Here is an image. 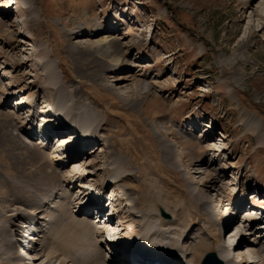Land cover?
Segmentation results:
<instances>
[{"label": "rangeland", "instance_id": "obj_1", "mask_svg": "<svg viewBox=\"0 0 264 264\" xmlns=\"http://www.w3.org/2000/svg\"><path fill=\"white\" fill-rule=\"evenodd\" d=\"M25 2L0 0V77L5 73L0 78L1 226L11 221L8 199L16 201L21 193L19 185L15 186L19 178L6 165L11 159L4 158L26 152L24 140L28 134L34 142L46 140L45 134L62 122L54 110L60 103L63 109L72 104L74 108L80 106L81 113L88 106L101 109L94 111L105 117L99 133L114 138L113 145L132 168L120 186L136 197L162 239L179 242L194 253L193 262L201 264L209 251L217 249L214 243L220 235L218 225L225 216L235 219L233 226H247L261 234L256 232L259 223L252 220L264 209V0ZM115 24L125 57L99 76L111 84L108 87L94 78L101 67L94 62L93 54L110 61L115 57L109 51L89 48L105 35L94 34L96 28L106 30ZM85 29L90 31L87 36L73 37L74 32ZM127 73H133L131 80L119 79ZM11 76L12 82L8 78ZM138 80L143 82L142 88L137 87ZM19 86L23 92H18ZM33 95L36 101L29 107ZM139 101L140 109L132 106ZM8 109L16 111L17 118L6 112ZM62 133L42 144L52 151L54 167L60 164L65 151L62 137L68 133ZM167 143L173 147L170 149ZM80 146L82 150L85 145ZM92 148L91 157L84 153L76 162L63 159L66 175H82L81 182L63 186L74 190V195L85 191L79 183L92 189L111 170L107 143ZM170 153L176 161L169 159ZM24 162L28 176L39 171L38 164L32 166L35 160ZM193 183L198 185L203 200L217 209L215 220L205 217L203 206L189 191ZM118 189L108 187L110 199H115L123 211L124 224L117 230L123 228L122 233L132 237L143 231L145 222L129 207L130 201L117 199ZM81 198L89 200V196ZM78 202L73 209L79 208ZM99 206L93 204V211L85 218L98 216ZM17 207L21 213L27 212L26 219H32L28 207L18 202L11 206ZM110 211L107 207L101 215L117 225ZM41 215L44 220L38 221L43 224H50L56 216L47 212ZM21 218L12 222L13 236L7 234L2 240L0 231V255L8 262L5 264L23 263L15 258L16 245L10 239H15L18 227H22ZM161 222L166 225L162 227ZM242 234L236 235L238 241ZM243 237L249 242L256 236L246 232ZM104 246L107 251L109 242ZM37 248L41 251V245ZM37 252L33 254L41 255ZM47 254L32 263L46 264ZM113 254H107L111 262ZM50 261L48 264L60 262Z\"/></svg>", "mask_w": 264, "mask_h": 264}, {"label": "bare ground", "instance_id": "obj_2", "mask_svg": "<svg viewBox=\"0 0 264 264\" xmlns=\"http://www.w3.org/2000/svg\"><path fill=\"white\" fill-rule=\"evenodd\" d=\"M25 3L28 4L29 0H26ZM116 28L119 29L118 25L116 24L111 25L106 30L102 27L96 28L93 31L94 34L105 33V35L103 36V38L91 43L92 46L89 48V49H93L94 52L98 50L109 51L110 55L115 57L113 60L110 61L103 56L93 54L94 62L101 67V73L98 76H95L94 78L97 79L101 85H105L108 87L111 86V84H109L106 79L99 78V76H102V74L105 73L106 71H111L113 66L116 65L118 66V64L125 57L124 45H122L121 38L115 34L117 30ZM74 33L75 35L73 37L78 38V37L87 36L90 33V31L88 29L87 30L85 29ZM76 50L77 49L74 47L72 52L75 53ZM48 68H50L49 71H52L51 65ZM127 74L128 75L119 77V79L131 80V76L133 75V73L131 74L127 73ZM4 75L5 73H3V76ZM2 77L0 78L2 79ZM137 82H138L137 87L143 85L142 81L138 80ZM56 85H58V83H56ZM18 88H19L18 92L24 91V89L21 88L20 86ZM58 88H60V86ZM34 101H36V96L33 95L31 100L28 101L30 105L29 104L27 105H29V107H32ZM36 103H38V101ZM21 105H24V103L21 102ZM60 106H61L60 103L59 105L58 103H56L54 110L57 113L58 117H60V120L62 118V122L57 128H55L54 130L50 129L51 132L45 134L46 140L34 142L33 137H31V134H29L27 135V140L26 139L24 140L25 149H27L26 152L22 150L24 153L20 152L21 155L14 157H11L10 154H7L6 157L4 158L5 160L11 159L10 163L8 162L6 165H8L7 167L8 170L10 169L9 170L10 172L16 173V177L19 178L18 181L15 180L16 181L15 186L19 185L18 190H20L21 193L19 191L20 195L19 194L18 196L14 195L17 197L15 199L16 201L12 199L13 197L11 199H8L10 204L7 205L6 208L7 211H12L10 214H8V216H11V221L10 224L7 220L4 222L5 224L3 223L4 225L2 226L0 225V231H3V234L1 236L2 240L5 237H7V234L10 237L13 236L11 232L12 230L11 226L12 224L15 223L12 222L17 217H19V219L21 217H24L27 213L23 211L21 213L18 207L11 208L13 204L18 202L19 204L28 207L31 213L35 214L34 220L32 222L29 223L27 220H25L24 222H22V227L20 228L21 231L24 232L22 236H27L29 241H32V239H34L36 240V242L29 251H26L27 247L22 248V245L25 243L23 242L19 250L21 253L22 251H25L28 255H30L31 260H35V262L43 258L47 254L45 252L49 250L47 254L48 260L49 261L50 260L52 261L53 259L60 260L59 264H68V262H71V264H80V263L81 264H121V263L147 264L146 262L150 260L139 258V262H138L135 258H133L134 255L132 253L124 254L122 251V248H127L128 245L129 247L136 248V246H138L137 242L139 244V241H141L150 247L148 250H150V252L152 251V254H154V256L157 257V261H159L158 262L159 264H168L169 261L177 259L178 257L177 255L180 253L183 254L182 255L183 257H186L185 260H187L189 264H197L193 262L194 253L192 251H189L185 247H181L179 242H177L178 244L176 243L174 244L172 240L162 239L160 233L157 234L159 229L156 230L154 229V225L152 224L153 221H150L151 220L150 216H148V214L143 212L141 207H139V203L138 201H136V197H133L131 193H129L127 190H124L125 188L123 189L120 186L121 181L128 176L132 168L130 169L128 167L127 165L128 162L126 160V157L121 155L117 147L113 145L112 140H114V138L103 137L99 133L102 131V125L104 124L105 117L101 116L100 114H97L94 111L100 112L101 109H99L98 107L95 108L93 106L92 107L88 106L84 108L85 112L81 113L80 106L74 108L72 104L71 106L67 107V109H63L62 107L60 108ZM63 106L66 107L65 105ZM132 106L139 107L140 109L142 106V102L140 103L139 101L138 103L132 104ZM91 111L92 114L90 113ZM6 112H8L12 116L13 115L16 116V118L18 116L16 111L8 109L6 110ZM79 116L82 117L79 118ZM253 122L257 123L258 126L261 125L256 120H254ZM43 123L45 122H42V124ZM64 132L68 133V135L65 136L63 135L64 137H62V139H64L63 140L64 143L66 144V145L63 144L62 146L65 151L62 152L63 157L61 160H59L60 164L57 167H54L56 161L54 160L53 156L51 157L52 151L51 153L48 152L49 147L47 148L45 147V145L42 144H46L48 138L52 140L56 139L58 135H60L61 133L64 134ZM262 132H264V128ZM105 143H107L109 147V151L111 152V161L109 164L112 166L110 172L106 175V178L102 180L101 183H99L98 185H95L92 189H89L88 187L79 183V187H82V189L84 188L85 191L84 190H83L84 192L80 191L77 193V195H74L75 193L74 190L72 191L63 187L65 183L73 184V183L81 182L79 179L82 178L81 174H80L81 178H79L80 176L79 177L76 176V174L72 175V173L71 174L68 173L70 175H66L64 173V171L66 170L65 169L66 161H64L63 159L68 158L69 162H76V160L79 159L81 155L84 153L90 156L91 150L95 148V147L92 148L94 145L98 144L101 146V145H105ZM82 144H84L85 146L84 149L81 150L80 145ZM167 144L169 145L170 149L173 147L171 143H167ZM28 158L35 160V162L32 163V166L34 163L35 166L36 164H38V167L37 166L36 167L39 168V171H36V173H34L36 170L35 168L33 172L34 175L29 174L28 176L27 171H25L26 168L24 170L23 163L25 162L27 163L28 161L24 162V160H27ZM169 159L172 161H176L174 159L173 154L171 153L169 154ZM177 163L179 164L178 160ZM30 171H32V169ZM60 173L62 174L64 173V174L60 175ZM210 182L211 184H215V181L214 182L209 181V183ZM10 184L11 183H9V185ZM12 185L13 184H11L10 186L12 187ZM111 185L113 187H119L118 192L119 194L123 195L121 197L117 196V199L119 200L127 199L128 201H130L129 207L134 208L136 210V213L138 214L137 216H139L140 219H142L145 222L143 231L141 229L142 232L139 233L136 232L135 234L131 235L132 237H128L122 233L123 228L120 229L121 231L117 230V225L111 223L110 220L105 221L103 218L94 219V217L85 218V215L89 214L90 216V213L93 211L92 209L93 204H95L96 202L97 203L103 202L104 197L110 195L108 193V187ZM96 191L99 192L98 196L96 194ZM189 191H191L197 197L199 203L203 206V210L206 215L205 217L209 215V219H211V221L215 220L217 215L216 214L217 209L213 205H211L209 201L203 200L204 196H202L201 192L198 190V185L193 183L192 185H190ZM83 196H89V200L84 201L81 198ZM219 196L220 194L218 195V197ZM79 200L80 202H78ZM113 201L116 202L115 199H113ZM55 202L58 203L55 204ZM77 202L79 203L78 205L79 208L76 210L73 209V205H75V203ZM58 206H61V209H59ZM52 207H56V210H54ZM241 208L243 209L244 207L241 206ZM99 210H101L100 213H102L104 212L105 209L102 206L99 207ZM7 211L3 210L2 212L7 213ZM42 212H47L51 215H56L57 217L54 216V219L50 220V224H43L42 222L38 221L41 220L42 218L44 220V217H42L41 215ZM236 214L237 213L235 212V214L233 215ZM226 217L227 216L224 217L225 219L224 227L226 230L231 228L230 233L233 232L236 235L237 234L241 235L242 233L246 234V232H249L252 236L255 235L256 237L254 240H252L250 237V241L246 242V237L244 241V237H243L244 234H242L241 240L237 241L236 244L233 246L234 249H230L229 247H227L228 242H226V238L224 239V243H222V237L224 233H222L219 230L220 235L217 240L218 242L214 244L216 245L217 248L216 251L218 253V256L221 258V260L224 261L226 264H251V263H259L260 261H262V264H264V242L262 241V236L264 235V233H262L264 232V223H262L263 219L254 218L252 220L253 223H259L256 227L257 228L256 232L261 234H255L251 231L250 228H247V226L244 227L243 229H241V227L238 228L237 225L233 226V224L236 223L235 219H230V218L227 219ZM120 218L123 220L122 215ZM144 222L142 223V225L144 224ZM207 223H210V220H208ZM261 223L263 225H261ZM164 225L166 224L165 223L163 224L161 222V226L164 227ZM109 233L110 234L115 233L116 236L115 235L111 236L112 238L110 239L112 241H115L118 247L110 246L109 243V248L106 251L104 250L105 247L104 243L108 245L109 241L107 240L106 235H108ZM10 239L15 245L19 244L20 242L17 238L15 239L10 238ZM38 244L41 245L40 248L41 251H38L39 250L37 248ZM231 244H233V241L231 242ZM14 250L16 252V248H14ZM131 250L135 251V249H131ZM137 251L139 250H136V252ZM33 252L41 253V255L39 254L34 255ZM108 253L111 254L114 253L112 255L114 257L112 262L109 261V258L107 257ZM142 257H144V255H142ZM15 258L21 259L22 262L23 260H26L25 256H23V258H19V255L16 253H15ZM48 262L46 264H48ZM177 262H178L177 264H181V263L183 264V262L181 261H180L181 263H179V261ZM5 263L8 262L0 255V264H5ZM32 264H36V263H32Z\"/></svg>", "mask_w": 264, "mask_h": 264}, {"label": "water", "instance_id": "obj_3", "mask_svg": "<svg viewBox=\"0 0 264 264\" xmlns=\"http://www.w3.org/2000/svg\"><path fill=\"white\" fill-rule=\"evenodd\" d=\"M201 262V264H225V262L219 258L216 251H209Z\"/></svg>", "mask_w": 264, "mask_h": 264}]
</instances>
